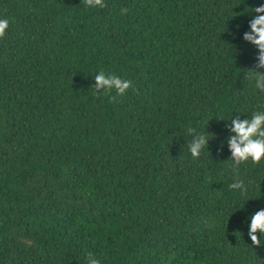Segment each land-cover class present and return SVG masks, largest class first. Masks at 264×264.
<instances>
[{
    "label": "trees",
    "instance_id": "1",
    "mask_svg": "<svg viewBox=\"0 0 264 264\" xmlns=\"http://www.w3.org/2000/svg\"><path fill=\"white\" fill-rule=\"evenodd\" d=\"M104 3L0 0V264H264V160L218 152L264 111L242 38L264 0ZM101 70L132 87L95 95ZM189 127L215 134L196 160Z\"/></svg>",
    "mask_w": 264,
    "mask_h": 264
},
{
    "label": "clouds",
    "instance_id": "2",
    "mask_svg": "<svg viewBox=\"0 0 264 264\" xmlns=\"http://www.w3.org/2000/svg\"><path fill=\"white\" fill-rule=\"evenodd\" d=\"M81 3L86 8L106 7L104 0H81ZM128 9L122 8L121 14L127 13ZM256 15L249 21V31L243 33V41L250 43L257 50L255 56V64L247 69L246 78L255 82V89L264 93V3L252 9ZM9 27V20L0 18V38L6 34ZM239 27V26H237ZM95 83L91 86L94 89V94L97 96L108 95L110 101H115L116 97L110 94L115 91L118 96H123L126 91L132 87V82L127 79H122L115 74H106L103 70L99 71L94 76ZM220 120H225L221 118ZM225 128L229 135L225 141H221L218 152L223 151L226 142L231 161V169L233 172H238L240 165L247 162L259 164L264 160V111H254L251 117L241 119L237 114L232 116ZM187 134L192 136L187 147L193 160L200 157L202 150L209 145V141L215 138L204 133H197L196 129L189 127ZM229 191L239 192L241 195H246L248 185L239 176L233 178V182L228 185ZM248 237L251 240L253 248H258L262 244L264 238V208L252 213L249 217ZM87 264H100V260L94 257L91 252L87 253Z\"/></svg>",
    "mask_w": 264,
    "mask_h": 264
}]
</instances>
